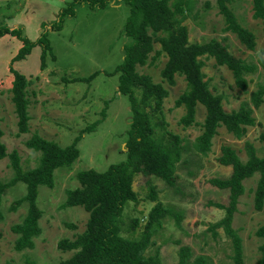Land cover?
Returning <instances> with one entry per match:
<instances>
[{"label": "rangeland", "instance_id": "obj_1", "mask_svg": "<svg viewBox=\"0 0 264 264\" xmlns=\"http://www.w3.org/2000/svg\"><path fill=\"white\" fill-rule=\"evenodd\" d=\"M73 0H0V28L20 29L21 35L31 42H37L45 33L50 46L41 67V45L35 44L30 53L21 60L11 62L21 45V39L11 32L0 36V127L1 141L6 153L15 150L23 169L36 165L39 152L25 145V140L37 132L42 137L66 146L77 138L79 157L70 166L55 169L53 185H40L36 203L41 210L40 234L33 239L32 248L15 250L16 234L12 224L20 222L26 213L27 203L22 201L15 210L9 206L25 193V184L17 182L5 188L0 197V264H60L72 255L73 250L62 251L57 242L62 238H73L85 228L87 212L81 206H66L62 203L66 190L78 185L77 171L85 168L103 170L109 164L125 158V132L131 120L127 97L117 90L118 73H112L123 59V26L129 8L121 0H110L103 8L93 9L86 3L74 4V14L67 12L57 29L51 25L59 20L60 9ZM205 0H199L202 5ZM212 6L200 12L196 20L187 18L190 41H202L210 37H227L230 51L255 65V70L246 75L249 85L246 91L235 86L230 71L215 64L212 58H202V71L211 89L222 95L225 111L237 109L241 103L251 108L255 124L247 128L244 136L236 139L225 128L219 127L211 138L210 149L202 154L195 148V137L200 133L199 125L183 127L179 118L184 113L182 106H175L174 100L185 89L182 76H175V83L169 85L160 77L165 57L155 64L138 66V72L160 82L168 94L163 98L162 115L165 128L181 138V157L176 163V183L167 186L153 176L138 173L134 177L133 189L138 201L128 202L122 218L125 223L137 218L136 232L145 222L146 215L155 201L146 197L149 183L154 184L156 198L172 213L162 220L161 227L153 234L154 241L146 253L157 252L163 264H176L182 246H188L191 257L203 256L210 264H229L231 261L230 238L222 227L212 228L224 215V210L215 204H226L228 190L213 185L210 180L229 175L231 167L218 163L220 146L230 145L241 160L246 159L244 143L249 142L257 156L264 154V144L259 140L264 133V101L259 107L250 103V92L264 77L259 60L264 59V24L252 16L251 0H232L231 9L238 22L255 36V46L246 49L229 31L215 0H207ZM155 48L159 45L155 44ZM22 72L29 81V131L19 134L16 116L11 102L9 64ZM92 75L91 78H85ZM82 77V80H77ZM118 91V92H117ZM204 117V107L197 103L195 120ZM8 156L0 159V180L12 176ZM259 174L245 178L243 193L238 197L231 227L238 233L243 264H256L263 239L254 234L264 224V203L262 210L253 207V192ZM174 214L180 216L175 223ZM70 225H73L71 227ZM127 235V233H123Z\"/></svg>", "mask_w": 264, "mask_h": 264}, {"label": "trees", "instance_id": "obj_2", "mask_svg": "<svg viewBox=\"0 0 264 264\" xmlns=\"http://www.w3.org/2000/svg\"><path fill=\"white\" fill-rule=\"evenodd\" d=\"M110 0H73L60 9L59 20L51 27L59 28L62 18L67 12L74 14V4L86 3L89 7L103 8ZM129 8L123 26L124 43L123 59L112 73H118L117 90L127 97L130 105L131 120L125 132V158L109 164L103 170L85 168L76 172L78 185L67 189L62 203L66 206H81L88 214L85 228L73 236L62 238L57 247L62 251L74 252L60 264H163L158 253H146L153 245V234L161 227L162 220L172 211L156 198L155 185L149 183L146 197L155 201L146 215L144 224L136 232L139 220L133 218L125 223L122 218L124 207L128 202H137V192L133 189L136 174L153 176L162 180L165 185L176 183V163L181 157V138L165 128L166 121L162 115L163 98L168 91L160 82H154L149 75L137 71L138 66L152 65L160 56L165 57L159 71L160 77L169 85L175 83V76H182L185 89L174 100L175 106H182L184 113L179 118L183 127L199 125L200 133L195 137V148L204 154L211 146V138L219 127H224L236 139L245 135L247 128L255 124L251 108L241 103L237 109L225 111L222 107V95L214 92L202 71V58H212L216 65L226 67L236 87L246 91L249 81L247 74L255 70V65L234 55L229 49L227 37H210L202 41H190L187 18L196 20L205 9L212 6L205 0H121ZM232 0H215L213 5L221 14L224 30L235 35L246 49L255 46V36L247 28L240 25L230 5ZM252 16L264 24V0H251ZM11 32L21 39L17 53L11 62L27 56L35 44L41 45V67L44 66L46 53L50 46L45 33L37 42H31L21 35L20 29L0 28V36ZM155 44L159 47L155 48ZM264 69V59L259 60ZM10 92L16 116L17 132L29 131V98L27 95L26 76L10 63ZM92 75L85 78H91ZM79 77L77 80H82ZM117 91V92H118ZM250 103L259 107L264 101V77L250 92ZM199 103L204 107L201 122L195 120V108ZM3 131L0 127V159L8 156L12 176L0 180V197L2 191L17 182L25 184V193L15 199L9 206L15 210L22 201H26L27 209L20 222L11 225L10 229L17 236L13 247L15 250L32 248L33 239L41 229L39 209L36 198L38 187L53 185L54 171L61 166H70L80 154L77 138L66 146H60L53 140L46 139L33 132L26 140V147L39 152L36 165L23 169L15 150L6 153L1 141ZM259 140L264 144V133ZM246 159L241 160L234 148L223 144L217 161L221 165L230 166L231 172L223 178H213L210 182L228 190L226 204L215 205L224 210V215L212 228L222 227L230 238L231 261L229 264H243L241 240L235 229L231 227L233 213L236 210L238 197L243 193L242 181L258 173L257 184L253 192V207L262 210L264 203V154L257 156L253 145L244 143ZM175 223L179 224L180 216L174 214ZM73 227V225H70ZM123 233H127L124 235ZM254 234L263 239L259 245L260 252L256 264H264V224L259 225ZM188 246H182L178 252L176 264H210L203 256L191 257Z\"/></svg>", "mask_w": 264, "mask_h": 264}]
</instances>
